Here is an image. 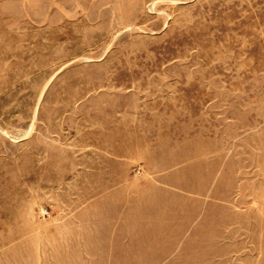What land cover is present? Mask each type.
<instances>
[{"label": "rangeland", "instance_id": "obj_1", "mask_svg": "<svg viewBox=\"0 0 264 264\" xmlns=\"http://www.w3.org/2000/svg\"><path fill=\"white\" fill-rule=\"evenodd\" d=\"M0 264H264V0H0Z\"/></svg>", "mask_w": 264, "mask_h": 264}]
</instances>
